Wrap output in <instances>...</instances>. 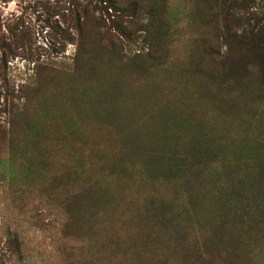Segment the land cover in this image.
Listing matches in <instances>:
<instances>
[{
    "label": "rangeland",
    "instance_id": "1",
    "mask_svg": "<svg viewBox=\"0 0 264 264\" xmlns=\"http://www.w3.org/2000/svg\"><path fill=\"white\" fill-rule=\"evenodd\" d=\"M247 1L0 0V264H264Z\"/></svg>",
    "mask_w": 264,
    "mask_h": 264
},
{
    "label": "trees",
    "instance_id": "2",
    "mask_svg": "<svg viewBox=\"0 0 264 264\" xmlns=\"http://www.w3.org/2000/svg\"><path fill=\"white\" fill-rule=\"evenodd\" d=\"M247 6L243 11L248 15L246 23L249 27L247 30L249 34V43L251 49L256 47L255 51L251 53V62L263 63L264 62V23H260L261 20L264 22V0H248ZM240 10V9H239ZM254 25H257L254 27ZM256 45V46H254Z\"/></svg>",
    "mask_w": 264,
    "mask_h": 264
}]
</instances>
